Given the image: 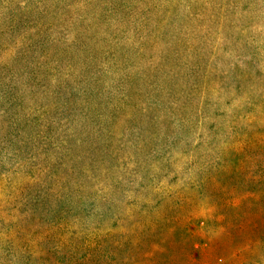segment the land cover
Wrapping results in <instances>:
<instances>
[{
    "label": "rangeland",
    "instance_id": "374dc122",
    "mask_svg": "<svg viewBox=\"0 0 264 264\" xmlns=\"http://www.w3.org/2000/svg\"><path fill=\"white\" fill-rule=\"evenodd\" d=\"M7 1L0 0V47L5 50L0 56L4 58L2 63H9L14 72L11 76L0 74V80L6 78L0 82V105L5 101L2 98L12 93L19 94L25 105L34 106L35 102L42 105L50 116L57 111L56 106L62 109L66 103L85 107V111L94 109L98 103L106 105L108 95H102L100 100L101 95H96L99 92L93 89L97 88L95 84L99 87L110 84L112 75L102 74L93 85H88L90 70L84 66L94 63L97 68L100 62L94 61L92 53L76 49L71 54L65 53L66 47L58 54L62 55L60 62L50 58L56 61L54 67L44 69L41 76V85L51 93L32 98L27 91L32 85L27 72H35L30 68L25 72L14 57L28 47L29 37H19L22 30H10L13 26L10 17L16 6ZM70 1L47 0L49 15L65 10ZM108 1L137 8L138 15L139 9L148 10L149 3L158 5L147 13L153 20L151 28L159 29L153 34L155 46L134 45L129 38L122 42L118 53L122 60L134 62L140 72L154 67L158 87L138 93L132 102L130 99L128 111L121 109L116 121H104L112 132L110 157L104 164L110 171L98 170L97 174L101 175L105 192L110 193L111 201L103 209L116 214L104 228L116 234L136 232L138 236L133 237L136 243L143 240L147 245L145 256L137 255L134 262L123 263L264 264V0ZM87 2L93 4L73 5L72 17L98 9V2V5L94 0ZM49 15L43 11L40 17L51 23L55 18ZM64 20L55 19L60 31L53 37L61 42L67 40L68 45L76 44L77 35L83 36L92 25L76 23L77 30L70 33ZM96 23L104 28L99 18ZM120 24L116 38L122 36L121 32L132 31L123 21ZM104 37L101 34L96 37L97 44L90 43L101 59L104 52L109 57ZM190 47L193 48L189 51ZM53 50L54 46H50L48 53ZM71 55L75 61L64 64ZM102 65L110 69L106 60ZM171 67L176 69L165 75ZM181 68L185 72L177 73ZM56 76L62 81L56 80ZM82 76L86 80L84 86L80 84ZM173 77L176 83L170 81ZM135 79L134 86L138 88L145 83L140 74ZM192 84L198 91L189 98L184 85ZM33 87L40 89L39 85ZM82 87L92 92L83 94ZM73 88L78 89L71 92L74 95L69 99L67 94ZM152 96L164 103L165 108H171L181 124L172 118L144 115L142 109L148 107ZM168 97L178 98L177 109ZM3 120L0 117V123ZM88 124L92 128L90 120ZM3 131L0 125V141L5 139ZM0 147L4 149L2 157L11 155L7 152L13 151L12 143L4 141ZM82 149L74 147L76 153ZM67 161L65 157L64 162ZM77 165L101 167L100 158L86 153ZM22 174L14 175L12 184L0 181V212L27 179Z\"/></svg>",
    "mask_w": 264,
    "mask_h": 264
},
{
    "label": "trees",
    "instance_id": "16d2710c",
    "mask_svg": "<svg viewBox=\"0 0 264 264\" xmlns=\"http://www.w3.org/2000/svg\"><path fill=\"white\" fill-rule=\"evenodd\" d=\"M46 1H7L8 4L16 6L14 15L10 17V22L13 23L10 30H22V33L18 34L19 37H29L28 47L19 50L14 57L25 72L28 68L35 72V74L27 72V76L32 81L31 88L27 91L32 98L51 93L48 87L41 85L43 82L41 76L44 74V69L49 71L54 67L56 61L49 60L50 58H55L60 62L62 55L58 54H61L62 47H66L65 53H72L73 49L92 53L94 61L100 62L97 68L93 67L94 63L92 66H84L90 70L88 85H93L95 80L106 73H110L113 79L106 86L99 87L95 84L94 87L97 88L93 91L99 92L96 95H101L98 99L107 94L109 101L106 105L98 103L94 109L88 111H85V107L77 108L66 103L62 109L56 106L57 111L50 116L48 110L36 102L33 103L34 106L28 103L25 105L19 94L12 93L2 98L5 101H2L4 103L2 106L0 105V117H4V120L0 125L3 127L5 139L0 141V144L4 141L12 143L13 151L7 152L11 155L4 158L2 157L4 149L0 147V181L4 179L12 184L14 175L21 173L27 179L5 203L0 212V264H124L134 262L137 255L145 256L146 242L141 240L142 242L137 244L133 238L138 236L136 232L128 230L123 234H116L104 228L106 222L114 218L116 214L103 209L106 202L111 201L109 200L110 193L105 192L104 186L101 185L103 180L99 177L101 175L97 173L98 170H106L108 173L110 171L108 167H104V164L110 157L112 132L106 127L104 121H116L121 109L128 111L130 99L132 102L138 93L158 87L159 77L154 67H146V71L140 72L139 69L136 70L137 66L130 59L124 61L118 57L119 47L129 38L134 45L148 48L155 46L153 34L159 29L158 27L151 28L153 20L150 16L148 17L147 13L157 9L158 5L149 3L148 10L147 8L139 9L138 15L137 8L133 10L131 6H126L122 2L113 5L108 0H94L97 5L98 3L100 5L98 9H93L88 15L78 13L72 17L70 12L73 5L82 3L90 7L93 3H88L87 0H71L68 4L69 9L67 7L65 10L53 13L52 17L58 18L59 22L61 18L64 20L65 16L70 15L68 20H64L70 33L77 30L76 23L85 25L91 22L92 25L87 27L83 36L77 35L76 44L68 45L67 40L61 42L60 39L53 37L60 31L58 23H54L55 19L49 23L40 17L43 11L46 16L51 13V9L46 7ZM76 9L75 7L73 10ZM97 17L102 20L104 28L96 23ZM122 21L125 27H130L132 31L131 33L121 32L122 36L116 38L114 36L116 29L120 28ZM101 34L105 35L104 39L108 42L105 50H109L108 58L105 52L101 54L104 59L97 57L96 51L90 46L92 42L94 45L98 43L96 37ZM50 46H54L55 50L49 54ZM192 48L190 47L189 51ZM1 51L5 50L0 47ZM29 57L33 59L30 60ZM176 57L180 62V58ZM0 59V74L5 72V76L13 75L14 69L11 65L7 62L3 64L2 56ZM100 59L103 63L106 60L110 69L105 68ZM70 61H75V57L71 55L68 61H64V64L67 62L69 64ZM83 63L87 64L86 61ZM173 69L176 68L171 67L165 71V75ZM184 72L185 69L181 68L177 73ZM137 73L140 74V79L142 77L145 81L139 88L134 86L135 78L139 76ZM5 76L0 82L6 80ZM54 78L59 82L62 81L59 76ZM81 79L80 84L84 86L86 80L83 76ZM147 81H150V84H147ZM170 81L176 83V77ZM33 85H39L40 89L36 90ZM184 87L189 98L198 91L193 84L184 85ZM77 89L73 88L67 94L69 99L74 95L71 92ZM81 90L87 95L92 92L86 87H82ZM58 93L59 91L54 92L55 95ZM156 96L159 98V94ZM150 98L153 99H149L148 107L142 109L144 115H159V119L163 116L162 119L168 120L172 118L181 124V119L174 117L175 114L171 108H165V104L160 103L159 99L155 101L153 96ZM167 100L177 109L178 98L168 97ZM89 120L92 122V128L87 127ZM148 124H150L149 121ZM85 131L88 136L84 135ZM137 146L142 149V144L138 143ZM74 147H84V149L76 153ZM84 153L100 158V169L91 166L78 167L77 161L82 159ZM65 157L68 158L67 162H64ZM119 221L116 217L115 223Z\"/></svg>",
    "mask_w": 264,
    "mask_h": 264
}]
</instances>
